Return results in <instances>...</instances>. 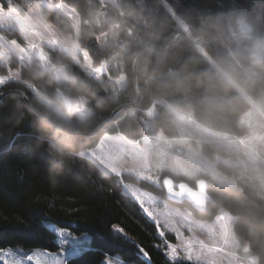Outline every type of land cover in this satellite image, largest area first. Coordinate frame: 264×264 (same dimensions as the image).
I'll use <instances>...</instances> for the list:
<instances>
[{
    "label": "trees",
    "instance_id": "trees-1",
    "mask_svg": "<svg viewBox=\"0 0 264 264\" xmlns=\"http://www.w3.org/2000/svg\"><path fill=\"white\" fill-rule=\"evenodd\" d=\"M76 8L82 17L79 44L95 64L117 57V63L108 67L102 79L89 74L73 57L60 49H49V59L64 64L68 78L58 82L51 71H44L37 58L21 63L20 77L34 84L65 108V97L86 96L92 113L82 119L73 114L74 124H83V130L92 131L117 106L136 97L133 82L135 56L146 47L164 51L179 32L190 38L220 37L234 49L245 68L254 73L264 71V57L254 62L247 52L248 45L264 41V0H64ZM25 0H0L4 7L22 5ZM45 15L63 31L73 32V24L62 12L44 7ZM102 11L114 14L120 20L117 36L108 31ZM246 18L253 26V38L241 43L231 35L230 25ZM5 35L17 37V30L1 29ZM102 33L104 34L103 36ZM200 46L179 42L167 56L148 53L139 64L138 81L141 101L121 111L95 136L76 135L72 147L63 157L50 150L52 130L42 125L43 117L36 114L22 96L11 93L0 104V248L22 247L24 251L43 248L59 251L56 237L45 225L55 223L73 234L88 233L92 237V251L69 261V264H104L107 255L117 256L123 264H148L138 245L150 254L153 264H204L191 260H171L162 247L165 237L159 235L157 224L139 202L124 188V181H134L165 197L164 187L106 172L95 160L82 151L95 147L104 133H122L131 139L161 128L169 137L180 134L173 113L161 102L164 100L191 111L196 119L215 130L242 134L241 116L249 102L238 87L229 80L205 54ZM237 84L255 98L264 95V77L250 78L241 74L230 61L220 43L202 46ZM6 74L7 66L0 64ZM124 73L126 83L118 88L115 81ZM9 88H21L34 105L46 112L55 109L42 102L22 80L7 82L0 93ZM156 105L158 113L150 118L151 130L146 124V110ZM205 154L215 159L225 153V146L213 141L204 142ZM223 171L238 174L236 166L219 163ZM164 177L194 181L165 170ZM213 201L200 219H214L220 209L234 217V230L247 241L250 251L264 264V189L261 185L239 180L237 185L212 182ZM186 204V203H185ZM113 226L123 229L116 232ZM167 239L175 241L173 233Z\"/></svg>",
    "mask_w": 264,
    "mask_h": 264
},
{
    "label": "rangeland",
    "instance_id": "rangeland-1",
    "mask_svg": "<svg viewBox=\"0 0 264 264\" xmlns=\"http://www.w3.org/2000/svg\"><path fill=\"white\" fill-rule=\"evenodd\" d=\"M24 3L11 4L8 7L0 3V28L17 30L23 38L19 41L17 37L11 38L0 31V64L8 68L6 74L0 72V88L7 82L22 80L42 102L55 110L64 111L58 101L50 98L31 82L21 79L20 67L11 65L13 59L16 57L21 63H25L37 58L43 70L51 71L54 78L61 82L68 78L66 66L52 63L49 59V49H60L70 54L89 74L99 79L108 73L109 65L117 63V57L100 64L93 62L91 55L78 41L82 17L75 7L64 0H25ZM44 7L56 9L68 16L74 31H63L45 15ZM102 14L108 24L107 33L117 36L121 26L120 20L114 14L104 11ZM229 29L237 43L253 38V26L244 17L237 20L235 25H230ZM103 35L102 33L101 36ZM202 46L200 49L205 56L238 87L249 102L240 121L245 127L244 133L232 134L212 129L200 123L191 111L160 100L173 113L174 120L180 128L179 136L169 137L161 128L139 139L128 138L122 133H104L95 147L83 150L91 155L87 156L95 160L106 172L119 176L129 174L158 187H163L166 177L163 172L167 170L194 182L198 178L207 177L210 184L217 182L222 185H237L241 180L248 184L257 183L264 189V95L255 98L246 92ZM246 47L249 57L254 62L264 57V41ZM113 80L116 86L121 88L127 77L122 73ZM65 108L72 110L73 114H77L81 119L92 113L86 96L71 99L70 107ZM157 113L156 105L146 110V124L151 130L154 126L150 118L155 117ZM208 141L224 145L225 153H217L215 159L208 157L203 149L204 142ZM219 163L236 166L238 174L230 175L223 171L219 168ZM123 186L157 224L159 235L166 239L162 247L171 260L183 259L204 264H260L257 255L250 251L248 242L236 234L233 226L235 217L227 210L220 209L212 220L200 219L188 202L182 204L170 202L166 196L159 195L134 181H124ZM60 228L70 231L68 228ZM168 232L175 235V241L167 239ZM85 234L88 235V233L73 235L79 237ZM108 257L117 256L107 255L105 259ZM121 262L123 264L122 260Z\"/></svg>",
    "mask_w": 264,
    "mask_h": 264
},
{
    "label": "water",
    "instance_id": "water-1",
    "mask_svg": "<svg viewBox=\"0 0 264 264\" xmlns=\"http://www.w3.org/2000/svg\"><path fill=\"white\" fill-rule=\"evenodd\" d=\"M186 41L190 44L194 45H207V44H213V43H220L223 48L225 49L230 61L232 64L236 67V69L243 75L260 79L264 77V71L261 73H254L248 70L243 66L239 58L237 57L233 47L225 41L223 38L215 37H205V36H197L190 38L187 35H185L183 32L177 33L175 36L173 42L166 46L164 51H158L152 47H146L141 52H139L134 59L133 63V82L134 87L136 90V98L132 102H125L117 106L98 126L95 127L92 131L82 130L79 135H86V136H95L98 133H100L105 126L113 120L121 111H123L127 107H132L137 105L142 97V91L139 86L138 81V71H139V64L143 56H145L148 53H154L161 57H165L168 55L169 51L173 49L179 42ZM16 93L22 96V98L25 100L27 105L39 116H42L44 118L45 115L48 113L38 109L31 98L28 96V94L21 88H9L0 93V104L3 101L4 97L11 94ZM65 106L70 107L71 105V98L65 97L64 101ZM210 182L207 178L202 177L199 178L196 181V186H192L188 181L186 180H176L172 176H166L163 181V187L165 189V196L166 198L173 203L176 204H182L184 202H188L197 212L203 213L206 211L208 204L213 201V196L210 192ZM138 249L140 252V248H143L144 251L148 254V257L150 258L151 264H153V260L149 254V252L141 245H138ZM140 255L142 259L149 264L148 260H145L142 253L140 252Z\"/></svg>",
    "mask_w": 264,
    "mask_h": 264
},
{
    "label": "snow or ice",
    "instance_id": "snow-or-ice-1",
    "mask_svg": "<svg viewBox=\"0 0 264 264\" xmlns=\"http://www.w3.org/2000/svg\"><path fill=\"white\" fill-rule=\"evenodd\" d=\"M45 227L56 237L55 243L60 251L52 252L39 248L33 249L30 254H26L22 247L0 248V264H69V261L81 256L83 253L92 251V237L85 234L75 236L71 231L62 229L55 223H47ZM114 231L123 233V229L113 226ZM139 247V246H138ZM145 260L151 264L148 254L140 248ZM104 264H122L119 257H108Z\"/></svg>",
    "mask_w": 264,
    "mask_h": 264
},
{
    "label": "clouds",
    "instance_id": "clouds-1",
    "mask_svg": "<svg viewBox=\"0 0 264 264\" xmlns=\"http://www.w3.org/2000/svg\"><path fill=\"white\" fill-rule=\"evenodd\" d=\"M72 110H55L49 113L42 120L43 127L53 132V140L50 144V150L57 156L63 157L72 147V140L79 135L85 125L83 122L77 125L71 120ZM83 121V117H82Z\"/></svg>",
    "mask_w": 264,
    "mask_h": 264
},
{
    "label": "crops",
    "instance_id": "crops-1",
    "mask_svg": "<svg viewBox=\"0 0 264 264\" xmlns=\"http://www.w3.org/2000/svg\"><path fill=\"white\" fill-rule=\"evenodd\" d=\"M84 154L91 156L90 154L86 153V151H83Z\"/></svg>",
    "mask_w": 264,
    "mask_h": 264
},
{
    "label": "flooded vegetation",
    "instance_id": "flooded-vegetation-1",
    "mask_svg": "<svg viewBox=\"0 0 264 264\" xmlns=\"http://www.w3.org/2000/svg\"><path fill=\"white\" fill-rule=\"evenodd\" d=\"M191 184V183H190ZM192 186H196V182H195V184H191Z\"/></svg>",
    "mask_w": 264,
    "mask_h": 264
},
{
    "label": "bare ground",
    "instance_id": "bare-ground-1",
    "mask_svg": "<svg viewBox=\"0 0 264 264\" xmlns=\"http://www.w3.org/2000/svg\"><path fill=\"white\" fill-rule=\"evenodd\" d=\"M19 95V94H18ZM207 178V177H206ZM199 179V178H198Z\"/></svg>",
    "mask_w": 264,
    "mask_h": 264
}]
</instances>
